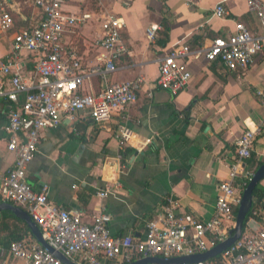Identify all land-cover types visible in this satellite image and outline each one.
<instances>
[{"label": "crops", "instance_id": "crops-1", "mask_svg": "<svg viewBox=\"0 0 264 264\" xmlns=\"http://www.w3.org/2000/svg\"><path fill=\"white\" fill-rule=\"evenodd\" d=\"M246 1L68 3L67 12L88 19L76 36L64 38L67 46L75 47L84 66L95 63L90 45L101 33L99 10L122 20L120 36L128 53L117 61V70L109 80L123 83L144 78L137 102L124 113L136 134L135 146L144 147L119 149L116 133L122 123L120 115H114L101 129L86 113H81L75 121H64L42 134L37 152L27 166L29 186L39 191L46 185L49 204L79 214L86 224L91 223L103 205L110 215L108 226L114 237L131 235L143 239L147 223L163 213L170 196L179 201L178 212L190 214L198 221L209 220L217 186L227 179L236 139L263 123L264 113L255 91L264 83V41L262 51L243 73L228 71L217 62L210 63L204 54L184 59L191 78L187 88L175 97L157 87L158 60L176 45L185 44L192 52L201 50L213 39L232 34L235 23H242L251 33L264 35L255 15L248 11ZM218 5L226 9L224 18L213 14ZM24 11L31 16L29 10ZM16 21L18 28L26 26ZM153 25L160 30L150 43L145 31ZM9 46L10 33L0 35V62ZM31 71L32 65L28 64L26 73ZM84 88L96 92L98 79L92 78ZM8 110V103L0 99V177L12 168L15 160L6 148L4 128ZM246 163L250 172L264 163L263 128L256 133ZM107 187L112 194L99 198L98 192ZM260 187L264 189V180ZM236 188L240 193L244 190L239 183ZM262 230L264 197L260 201L253 198L243 235Z\"/></svg>", "mask_w": 264, "mask_h": 264}, {"label": "built area", "instance_id": "built-area-1", "mask_svg": "<svg viewBox=\"0 0 264 264\" xmlns=\"http://www.w3.org/2000/svg\"><path fill=\"white\" fill-rule=\"evenodd\" d=\"M87 0H0V35L10 33L9 51L0 62V99L9 105L4 128L7 151L13 153L12 168L0 177V200L23 209L37 225L42 239L55 252L75 264H130L147 257L165 259L202 254L228 238L235 226V210L241 193L253 173L247 169L256 133L244 131L235 141L234 156L228 165L227 179L217 186L212 217L198 221L179 211V201L166 199L163 213L146 225L143 239L131 235H111L110 215L102 205L91 223L79 214L55 207L48 202V187L34 191L26 181V170L34 158L42 134L59 127L64 121H75L86 113L98 128H105L114 115L122 117L116 137L119 149L135 146L136 134L124 116L138 100L143 77L123 83H111L116 63L128 50L121 40L122 20L100 9L101 33L90 45L95 63L83 65L73 46L64 43L66 36H76L87 23L84 15L65 10L70 2L78 5ZM100 5V0H97ZM248 11L255 15L264 32V3L247 0ZM23 8V9H22ZM29 10L30 17L24 9ZM219 18L227 15L223 5L215 7ZM26 24L17 27V21ZM160 28L150 26L146 38L153 43ZM264 35L251 33L242 23H235L232 34L218 37L201 50L192 52L185 45H176L158 60V89L175 97L184 91L191 75L183 62L191 56L221 64L228 71L245 72L263 49ZM32 71L26 73L27 65ZM97 78L96 92L85 85ZM151 95V94H149ZM264 113V83L255 91ZM110 187L98 192L105 199ZM62 264L36 241L13 242L0 247V264ZM195 264H264V230L243 235L218 257Z\"/></svg>", "mask_w": 264, "mask_h": 264}, {"label": "water", "instance_id": "water-1", "mask_svg": "<svg viewBox=\"0 0 264 264\" xmlns=\"http://www.w3.org/2000/svg\"><path fill=\"white\" fill-rule=\"evenodd\" d=\"M264 180V163L254 172L252 178L244 188L241 193V199L237 207L235 215V226L232 231L229 232L228 238L216 245L214 248L209 251L192 255V256H183V257H174V258H161V257H147L140 259L138 261L132 262L130 264H195L202 261H207L218 257L222 252L231 247L243 234V226L247 215L250 213L252 208L253 200V191L256 186ZM2 211L11 212L16 218L21 220L30 230L32 237L35 241L49 253L54 255L62 264H75L74 262L66 259L60 253L55 252L48 244L42 239L41 233L37 225L32 221L30 216L21 208L14 206L9 203L0 204V213Z\"/></svg>", "mask_w": 264, "mask_h": 264}, {"label": "trees", "instance_id": "trees-1", "mask_svg": "<svg viewBox=\"0 0 264 264\" xmlns=\"http://www.w3.org/2000/svg\"><path fill=\"white\" fill-rule=\"evenodd\" d=\"M165 33L167 37V33H168L167 29H165ZM261 165L262 164H259L256 167L255 171ZM255 171H251V172L254 174ZM263 197H264V189H261L259 183L253 191V198H257V200L260 201ZM236 211L237 209L235 210V213ZM250 213L247 215L245 222L247 221ZM244 228H245V223L243 226V230ZM21 241H35V239L32 237L28 227L21 220L16 218L11 212L3 211L1 213V218H0V247L7 248L11 243L21 242Z\"/></svg>", "mask_w": 264, "mask_h": 264}]
</instances>
